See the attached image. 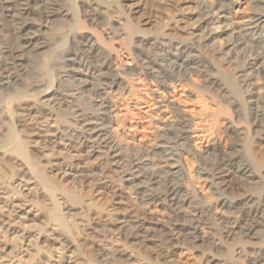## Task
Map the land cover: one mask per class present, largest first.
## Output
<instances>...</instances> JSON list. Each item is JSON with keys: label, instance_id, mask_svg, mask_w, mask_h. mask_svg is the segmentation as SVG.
Masks as SVG:
<instances>
[{"label": "bare ground", "instance_id": "obj_1", "mask_svg": "<svg viewBox=\"0 0 264 264\" xmlns=\"http://www.w3.org/2000/svg\"><path fill=\"white\" fill-rule=\"evenodd\" d=\"M89 229L264 264V0H0V258Z\"/></svg>", "mask_w": 264, "mask_h": 264}, {"label": "rangeland", "instance_id": "obj_2", "mask_svg": "<svg viewBox=\"0 0 264 264\" xmlns=\"http://www.w3.org/2000/svg\"><path fill=\"white\" fill-rule=\"evenodd\" d=\"M22 133H23V135L25 137H27V135H28L27 128H24L22 130ZM17 172H19V171L17 170ZM18 174H22V173H18ZM75 217L76 218H75L74 221L79 222L81 224L84 223V221H82L81 219H79L78 216H75ZM105 218H106L105 221L111 223L113 226L116 224V220H117L116 217H114V218L105 217ZM24 222L26 224L31 225V231H30L31 234L32 233L33 234L37 233V230L35 228H37L36 225L40 223L39 220H36V219L35 220H26ZM14 225H15V228H17L18 230L20 228H22V225H21L20 222H15ZM86 232H90V234H87ZM74 237L76 238V241L75 242L77 243V246H78L75 254L72 253V251L71 250H68V249L61 250V253H57L56 252L54 254L53 258L50 260V262L48 264H64V263L61 262V259H67L68 261H72V264H78V263L80 264L86 258H89L90 256H92L97 261H99V259L97 258V256L95 254H93V252H94L95 246L98 245V244H101V242L99 241V239L100 238L101 239L104 238L103 235H102V232H96V231H93L92 229H89L88 231L87 230H83L81 233H77L75 231ZM119 238H120V234H115V236L113 237V239H117V241H115L113 243V245H109V247H107L109 249V251L114 252L116 250V248H117V250H124V251L128 252V254H131L132 251L125 249V247L123 248L124 245L122 244V242H121V240ZM108 242L110 243L111 241H107V243ZM39 243H40V245H43L45 248H48L49 246H51V247H53L52 248L53 250L55 248L60 247V245L57 244L56 241L50 240V237L48 238V237H45V236H41V238L39 240ZM131 243L135 247V250L133 252L134 253V256L129 257V259H130V260H128L129 262L128 263L126 262L124 264H155V261H156V264H162V263L163 264L164 263L165 264H172L173 262H175V258L174 257H171V259L173 258V261L171 260V262H167L168 259L166 261L165 257H163V256H157L155 254L156 250L153 249V248H161V247H164V245H162L164 243L158 242V243H161V245L159 247H155V244L152 241L147 242L146 245L136 244L135 241H133V240L130 241V244ZM13 245L14 244L12 243L11 246H13ZM19 245H21V243L18 244V247H19ZM199 246H200V243H198V248H201V249L202 248L203 249L206 248L205 246H203V247H201V246L199 247ZM205 251H206L205 254L201 255V253L199 251L192 250L191 252H188L186 254V258L185 259H188L189 261L188 260H186V261L190 262V260H192L193 258L194 259L196 258L197 259V262H199L198 259L201 261L198 264H205L206 261H207V256H209V254H211V252L209 250L207 251V249H205ZM15 252L18 253L17 250L16 251H15V249L12 250V248L9 247L8 244L3 245L2 243H0V254H3V255H6V254L14 255ZM26 253L27 252H23L21 254V256H23L22 257L23 259H29V255L26 254ZM138 253L148 254L151 257V261L148 260V259L143 258L144 257L143 255H138ZM164 254L165 253H163V255ZM75 255H77V256H75ZM200 255L203 256V257H201ZM7 258H10V257H7ZM7 258H0V262L2 261L4 264H10L9 261L7 260ZM45 258L46 257H44L42 260L41 259L37 260L35 264H46L47 261L44 262ZM190 258H192V259H190ZM156 259H158L160 262L157 263V260ZM32 264H34V262ZM102 264H104V262H102ZM117 264H119V263H117ZM120 264H123V263H120Z\"/></svg>", "mask_w": 264, "mask_h": 264}]
</instances>
